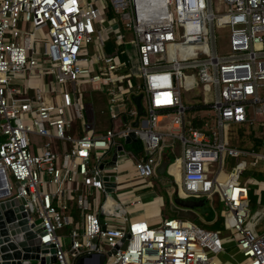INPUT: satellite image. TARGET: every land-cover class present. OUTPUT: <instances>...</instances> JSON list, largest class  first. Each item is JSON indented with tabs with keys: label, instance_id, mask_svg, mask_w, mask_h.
Wrapping results in <instances>:
<instances>
[{
	"label": "built area",
	"instance_id": "1",
	"mask_svg": "<svg viewBox=\"0 0 264 264\" xmlns=\"http://www.w3.org/2000/svg\"><path fill=\"white\" fill-rule=\"evenodd\" d=\"M217 32L227 39L223 53ZM195 89L203 103L185 106L181 91ZM261 89L264 0H0V186L28 223L41 224L54 264H68L71 250L102 253V264H225L222 256L234 255L218 231L131 215L141 198H126L135 187L119 185L152 186L171 138L180 153L169 156L166 175L179 196L216 198L235 264H264V207L250 213L245 174L264 163V147L225 141L227 129L264 127ZM84 91L105 96L108 128L88 118ZM139 93L143 117L132 102ZM197 108L203 113L186 116ZM130 134L139 154L123 148ZM104 175L115 178L113 197Z\"/></svg>",
	"mask_w": 264,
	"mask_h": 264
},
{
	"label": "water",
	"instance_id": "2",
	"mask_svg": "<svg viewBox=\"0 0 264 264\" xmlns=\"http://www.w3.org/2000/svg\"><path fill=\"white\" fill-rule=\"evenodd\" d=\"M142 94L139 93L132 98V102L136 107L138 115H145L141 104ZM90 107V103L86 104ZM87 116L90 120L93 119V112L89 110ZM134 126L137 125L135 121ZM136 138L130 134L124 141L123 148L128 149V144L135 142ZM264 147V139L262 140ZM118 154H123L122 150ZM116 153L114 152L108 165L114 164ZM169 156L164 151L161 156V162L156 168V174L164 176L166 174V167L169 162ZM113 175H104L102 177L104 183V190L109 197H113L115 188V181ZM4 192H6L4 190ZM216 198H214V204ZM206 204L203 199H184L178 194L175 187L170 199L169 211H193L195 208L202 207ZM27 212L24 211L20 200L7 195L0 196V264H54V248L51 245H41L40 236L44 234L40 223H28ZM126 237V236H125ZM123 241V239L121 240ZM120 241V243H121ZM119 243V244H120ZM70 256L77 255L75 250H71ZM104 254H81L76 256L74 264H102Z\"/></svg>",
	"mask_w": 264,
	"mask_h": 264
},
{
	"label": "rangeland",
	"instance_id": "3",
	"mask_svg": "<svg viewBox=\"0 0 264 264\" xmlns=\"http://www.w3.org/2000/svg\"><path fill=\"white\" fill-rule=\"evenodd\" d=\"M213 1V6L215 7L217 5V0H212ZM217 38H216V48L218 53H223L226 48H227V39L226 38H222L221 37V33L217 32L216 33ZM108 37H111L112 34H108L106 35L105 33H103V37L106 39ZM126 48V45L124 46ZM193 94H198L197 96H194ZM102 93L100 92H89V91H84L83 97H80V100L83 102H92L93 103V114H94V118L96 119V121L99 122V126L100 128L102 127H106L107 123H108V110H107V105H106V100L103 103L102 100ZM208 97V104H211L213 101V96L211 94V92H208L207 94ZM260 95H264V89L260 90ZM104 96V95H103ZM181 96H182V102L185 106L187 107H195L196 105H198L199 103H203V94L197 92V89H195L194 91H181ZM199 96V97H198ZM102 97V98H101ZM105 97V96H104ZM106 99V98H105ZM144 103V100H143ZM211 111V109H210ZM203 113V111H201L200 109H189L186 111V116L192 114H201ZM3 121V119L0 116V123ZM225 132H227V136L228 138H226V142H228V144L233 145V146H239V147H246V148H253L255 150H258V148H254V144L256 139H264V127H248V128H238V127H234L232 128L230 131L225 130ZM32 140L34 141L35 144L39 145L42 142V139L37 137V136H32ZM172 142L171 146H167L166 149L169 150V156L171 158L174 157V142L171 138H166L165 139V143L166 144H170ZM262 142V141H261ZM261 144V143H260ZM260 168H258L260 171L264 172V163L259 164ZM258 165V166H259ZM252 170H257V169H252ZM143 179H136L134 181H123L121 184H124L123 186H128L129 184L127 183H132L136 186H144L145 183L143 182ZM146 182L153 184L154 186L152 187V191L159 195L163 196V200H164V209H163V215L166 217H174V218H184V217H194L197 216L201 221H202V212L199 210H193V211H187L182 212V211H169V205H170V199L172 197V192L175 189V185L169 180V178L167 177L166 174H164V176H159V175H155L153 177H150L149 180H147ZM120 184V185H121ZM119 185V186H120ZM127 188V187H125ZM158 192H157V191ZM14 191V190H13ZM139 190L136 192L138 193ZM149 193V191H148ZM138 194H142V193H138ZM207 206H209L210 208H212V210L214 211V215L215 216H219L222 218V211H223V206L221 203L215 202L216 207L214 206V201L211 200H207L205 201ZM264 207V206H262ZM252 208L250 209V207L248 206V209L250 210V213H252L255 209ZM200 226V225H198ZM202 227V226H200ZM203 228V227H202ZM219 236L224 244L225 247V251L227 253H230L232 255H234V257L236 256L237 258H239V255H237L236 250H235V246L232 244L233 243V230L232 229H228L224 226V223L222 225V228L219 229ZM58 234L60 235H64L66 233V230H58L57 231ZM236 258V259H237ZM72 256H70L69 254H67L66 256V260L68 262V264H71L72 262Z\"/></svg>",
	"mask_w": 264,
	"mask_h": 264
},
{
	"label": "trees",
	"instance_id": "4",
	"mask_svg": "<svg viewBox=\"0 0 264 264\" xmlns=\"http://www.w3.org/2000/svg\"><path fill=\"white\" fill-rule=\"evenodd\" d=\"M192 124L196 127H201V121L198 119H194ZM260 143L261 139H256L254 148H259ZM130 148L134 149L136 154L141 152V144L138 140L132 142ZM258 168H260V165L255 168L257 170H247L245 172L249 178L246 183V187L248 191V206L250 209L255 207L261 208L264 206V172L260 171ZM194 210H199L202 212V221L197 216L184 217L182 219L189 220L194 224L200 225L204 229L210 231H219V229L222 228V218L215 216L214 211L209 206L204 205L202 207L195 208Z\"/></svg>",
	"mask_w": 264,
	"mask_h": 264
},
{
	"label": "crops",
	"instance_id": "5",
	"mask_svg": "<svg viewBox=\"0 0 264 264\" xmlns=\"http://www.w3.org/2000/svg\"><path fill=\"white\" fill-rule=\"evenodd\" d=\"M102 97L101 98H102L103 103H104L106 99H105V97L103 95H102ZM87 103H89V102H86V104ZM91 103L92 102H90V104ZM92 106H93V103H92ZM93 116H94V114H93ZM97 124H98V126H97L98 127V130H104V129H106V128H108L110 126L109 119H108V123H107V126L106 127L100 128V126H99L100 124H99L98 121H97ZM173 145H174V149H173L174 150V155H178L180 153V145H179V143L177 141H175ZM165 151H167V149H165ZM1 176H2V174L0 172V177ZM132 181H134V180H132ZM131 182L130 183H127V184H129V185L131 184L132 186L135 187V189L133 190V192H131V194H130V192H128L127 195H126V198H129L130 196L140 197L141 198V204H139L138 206H136L133 209V211H131V215L134 216V217H142V218H145L149 222H155V221H157L160 216L161 217H166V216L163 215V209H164L163 196L155 193V191L154 192L152 191V187L154 185L152 184V186H150V187H141V186H136V185L132 184ZM123 185L124 184H121L120 185V188L121 187H124V188L125 187H127V188L129 187V186H123ZM138 190L142 194H138L139 192L136 193ZM126 191H127V189H126ZM148 191H149V193H148ZM214 206L216 207L215 204H214ZM236 258L237 257L235 256L234 259H230V258H228V256L223 255L222 256V261L225 262V264H235L236 263V260L237 259L239 260V258H237V259Z\"/></svg>",
	"mask_w": 264,
	"mask_h": 264
},
{
	"label": "bare ground",
	"instance_id": "6",
	"mask_svg": "<svg viewBox=\"0 0 264 264\" xmlns=\"http://www.w3.org/2000/svg\"><path fill=\"white\" fill-rule=\"evenodd\" d=\"M4 185H1L0 186V196H4V195H7V192H4Z\"/></svg>",
	"mask_w": 264,
	"mask_h": 264
}]
</instances>
